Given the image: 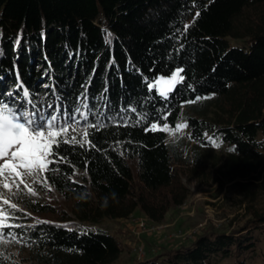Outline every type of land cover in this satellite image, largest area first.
<instances>
[{"label":"trees","instance_id":"trees-1","mask_svg":"<svg viewBox=\"0 0 264 264\" xmlns=\"http://www.w3.org/2000/svg\"><path fill=\"white\" fill-rule=\"evenodd\" d=\"M177 67L185 79L167 100L156 88L149 91L146 78H167ZM18 80L45 115L86 111V103L94 113L89 121L106 125L87 129L95 147L60 144L71 163L50 165L60 171L44 174L53 191L73 200L81 222L129 219L137 210L163 221L188 198L183 176L212 175L205 152L215 145L208 136L224 146L220 173L227 180L240 179L246 188L249 178L264 181V0H0V100L31 109ZM196 96L211 98L186 103ZM212 105L222 111L220 119L198 115ZM129 108L136 111H124ZM168 109L170 128L188 124L178 143L134 124L137 113L152 122ZM76 118L84 129L79 113ZM185 141L193 146L183 158ZM31 208L33 216L18 212L11 221L21 227L3 229L17 234L31 264L120 259L121 242L109 232L83 228L63 211L46 217L57 210L49 203ZM251 214L237 229L205 232L162 259L137 264H264V211ZM0 253L8 257L3 264H19L5 249Z\"/></svg>","mask_w":264,"mask_h":264},{"label":"rangeland","instance_id":"rangeland-1","mask_svg":"<svg viewBox=\"0 0 264 264\" xmlns=\"http://www.w3.org/2000/svg\"><path fill=\"white\" fill-rule=\"evenodd\" d=\"M230 41L233 44L238 43L235 40L230 39ZM190 113L193 111L190 110ZM198 115L211 120L220 119L223 113L219 107L212 105ZM68 131L78 135V133H83L84 129L76 125L75 131L71 127ZM168 135L169 141L178 143L184 139L186 128L182 129L179 135L172 136L169 133ZM217 145L211 151L205 152V155H208L207 161L212 169V175L208 178L192 180L183 176V183L189 190L188 198L180 207L171 209L161 222L149 220L139 210L129 219H105L100 223L81 222L72 213L73 200L61 197L52 189L49 191L41 183H34L35 177L32 176L25 177V180L35 189L37 193L35 196H32L23 185L19 191L13 185V192H8L3 188L2 183H0V193H3L5 198H10L11 202L17 203V207L22 210L19 212L33 216L31 205L49 203L57 210L46 217L52 215L50 217L55 218L63 211L83 228L109 232L121 242L123 247L122 255L116 264H137L158 257L162 259L161 255L167 250L188 246L197 236L205 232H230L241 227L246 220L250 219L251 211H264V181L249 178L244 181L249 184V187L246 188L236 183V181H241L240 179L227 180L220 173L225 149L224 146ZM192 146L193 144L185 141L183 146L179 147L183 152V158L192 152ZM44 174L40 175V180L44 179ZM2 179L0 177V180ZM9 183L11 184L10 180ZM3 207L6 206L0 202V208ZM140 220H144L146 225V229L142 231L139 230L138 225ZM0 248L5 249L19 264L32 263L29 250L21 243L8 238L7 242L0 240ZM139 249H141L142 255ZM262 249L264 250V247ZM214 261H216L215 264L232 263V260ZM257 264H262V262L258 260Z\"/></svg>","mask_w":264,"mask_h":264},{"label":"snow or ice","instance_id":"snow-or-ice-1","mask_svg":"<svg viewBox=\"0 0 264 264\" xmlns=\"http://www.w3.org/2000/svg\"><path fill=\"white\" fill-rule=\"evenodd\" d=\"M200 16V12L195 13L193 18V23L195 18ZM191 25L186 24L184 26V31ZM111 36V33H108ZM182 47V46H181ZM184 73V68L177 67L172 71L167 79L163 76L155 78V80H147L146 83L149 91L153 88H157L158 95L163 97L165 100L168 99V93L171 92L177 83H183L185 77L181 75ZM18 91H23V97L25 98L26 104H31L32 108H18L14 104H10L3 100H0V180L4 189L8 192H13V185L20 190L21 185L27 188L32 196L37 193L34 188H32L25 180V177L32 176L35 177L34 183H41L44 188L51 191V186L48 182V177L45 176L43 180H40V175L46 172H58L59 168L52 167L57 163H68L65 157L61 156L59 153L60 144H77L79 143L81 147L84 144H90L91 147H95L94 144L88 139L89 133L88 128H102L105 127L100 120L89 121V117L94 115L93 110L88 108L85 103L82 105L86 111H81L80 108L73 110L71 114L67 111L63 115L57 113H48L45 115L43 111L37 110V105L31 99H28L30 93L26 89L21 81L17 82ZM8 95H13L9 91ZM211 97H201L196 96L194 99L187 101L188 104H194L202 99H210ZM86 100V95L84 96ZM124 111L135 112V108L125 109ZM79 113L83 118L85 123V128L83 131L82 139L77 140L75 135L68 137L67 132L69 127L75 131V126L81 123V120L76 118V114ZM171 114V110L163 112L158 119L149 122L146 113H137V119L134 124L140 125L141 123L147 124L145 131H161L169 133L175 136L182 129L187 128V123H176L174 128H170L168 121V116ZM109 119H114V117H109ZM122 122L125 126H129L127 118L121 117ZM161 121H163V126L161 127ZM63 134V135H62ZM208 141L212 145H217V139L212 136L207 137ZM53 145L56 146V151H53ZM218 146V145H217ZM87 173V168H85V174ZM11 181V184L9 183ZM18 181V182H17ZM75 183V181H74ZM15 195V193H13ZM0 202L6 207L0 208V240L7 242L10 238L12 241L19 243L17 240V234L14 232H3V229L19 228L21 225L11 223L19 217L16 213L22 211L17 207V203L11 202L10 198H5L3 193H0ZM25 215H28L25 213ZM46 223V222H44ZM8 259L3 253H0V264Z\"/></svg>","mask_w":264,"mask_h":264},{"label":"built area","instance_id":"built-area-1","mask_svg":"<svg viewBox=\"0 0 264 264\" xmlns=\"http://www.w3.org/2000/svg\"><path fill=\"white\" fill-rule=\"evenodd\" d=\"M134 221H135V220H134ZM138 225H139V230H140V231L146 229V225H145V223H144V220H140V223H139ZM139 252H140L141 255H142V251H141V249H139Z\"/></svg>","mask_w":264,"mask_h":264},{"label":"clouds","instance_id":"clouds-1","mask_svg":"<svg viewBox=\"0 0 264 264\" xmlns=\"http://www.w3.org/2000/svg\"><path fill=\"white\" fill-rule=\"evenodd\" d=\"M115 194L113 193V196H114ZM105 199H107V198H105Z\"/></svg>","mask_w":264,"mask_h":264}]
</instances>
